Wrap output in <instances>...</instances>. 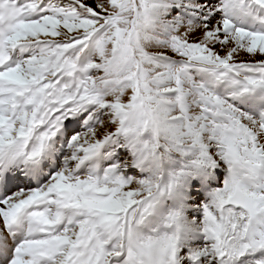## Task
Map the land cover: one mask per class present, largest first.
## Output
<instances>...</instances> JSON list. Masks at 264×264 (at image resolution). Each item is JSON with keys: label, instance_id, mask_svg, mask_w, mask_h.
Returning <instances> with one entry per match:
<instances>
[{"label": "snow or ice", "instance_id": "6c2138e0", "mask_svg": "<svg viewBox=\"0 0 264 264\" xmlns=\"http://www.w3.org/2000/svg\"><path fill=\"white\" fill-rule=\"evenodd\" d=\"M0 264H264V0H0Z\"/></svg>", "mask_w": 264, "mask_h": 264}]
</instances>
